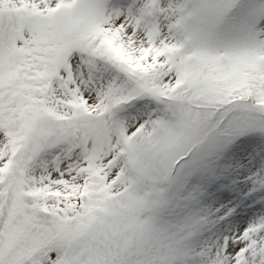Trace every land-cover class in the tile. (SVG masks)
<instances>
[{
    "label": "snow or ice",
    "instance_id": "6c2138e0",
    "mask_svg": "<svg viewBox=\"0 0 264 264\" xmlns=\"http://www.w3.org/2000/svg\"><path fill=\"white\" fill-rule=\"evenodd\" d=\"M0 264H264V0H0Z\"/></svg>",
    "mask_w": 264,
    "mask_h": 264
}]
</instances>
